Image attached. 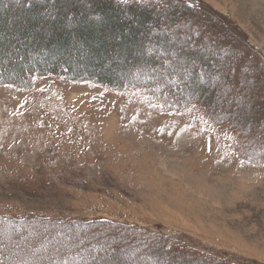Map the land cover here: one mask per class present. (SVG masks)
Returning a JSON list of instances; mask_svg holds the SVG:
<instances>
[{
	"label": "rangeland",
	"instance_id": "rangeland-1",
	"mask_svg": "<svg viewBox=\"0 0 264 264\" xmlns=\"http://www.w3.org/2000/svg\"><path fill=\"white\" fill-rule=\"evenodd\" d=\"M163 2L140 32L155 75L186 96L204 85L232 127L138 88L0 84V217L110 224L0 222V249L29 260L60 247L58 264H264V0Z\"/></svg>",
	"mask_w": 264,
	"mask_h": 264
},
{
	"label": "trees",
	"instance_id": "trees-1",
	"mask_svg": "<svg viewBox=\"0 0 264 264\" xmlns=\"http://www.w3.org/2000/svg\"><path fill=\"white\" fill-rule=\"evenodd\" d=\"M187 4L189 10L197 9V5ZM163 5V0H0V84L24 85L38 76L55 75L69 80H93L118 90L138 88L157 97L168 111L195 105L214 124L232 127L229 117L219 121L218 115L222 114L215 105L214 92L204 85H195L192 94L186 96L182 87H173L174 81L167 83L163 76L155 75L152 66L158 65V60L148 55L146 48L150 43L141 39L140 32L153 24L155 9ZM197 51L190 52V55H195L209 68V58L200 56ZM119 54L126 56L123 62L119 59L107 64L110 57ZM131 71L138 78L126 81L117 76L120 72L128 74ZM176 80L184 87L188 85ZM28 217L37 216L0 217V222L14 226L17 222L24 224L31 219ZM41 218L37 217L27 226L42 219L50 226L68 227L82 223L86 229H93V225L110 226L107 220H92L93 223L80 219ZM69 242L68 247H72ZM174 242L170 241V245L183 244ZM59 249L46 252L49 258L38 255L24 260L14 247H3L0 249V264H58ZM56 257L58 260L54 259ZM69 258L72 260L73 254Z\"/></svg>",
	"mask_w": 264,
	"mask_h": 264
}]
</instances>
